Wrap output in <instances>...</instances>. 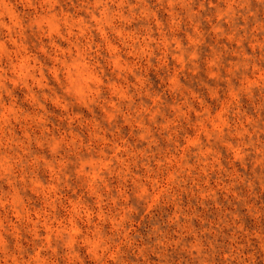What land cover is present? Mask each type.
Wrapping results in <instances>:
<instances>
[{"label": "rangeland", "instance_id": "1", "mask_svg": "<svg viewBox=\"0 0 264 264\" xmlns=\"http://www.w3.org/2000/svg\"><path fill=\"white\" fill-rule=\"evenodd\" d=\"M0 264H264V0H0Z\"/></svg>", "mask_w": 264, "mask_h": 264}]
</instances>
